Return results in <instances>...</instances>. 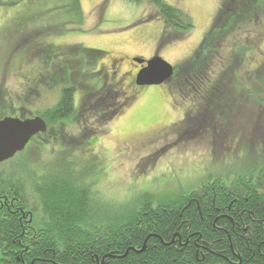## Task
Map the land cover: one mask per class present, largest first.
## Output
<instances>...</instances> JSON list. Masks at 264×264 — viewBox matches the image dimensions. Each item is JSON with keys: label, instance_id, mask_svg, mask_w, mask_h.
<instances>
[{"label": "rangeland", "instance_id": "rangeland-1", "mask_svg": "<svg viewBox=\"0 0 264 264\" xmlns=\"http://www.w3.org/2000/svg\"><path fill=\"white\" fill-rule=\"evenodd\" d=\"M166 1L188 11L195 26L160 47L165 21L147 0H80L82 12L75 0H0V102L35 110L58 102L52 85L82 88L79 115L0 164V184L23 192L35 228L44 212L29 175L68 152L78 175L95 177L97 210L110 213L263 167L264 11L247 12L252 19L220 43L228 24L214 22L225 0ZM241 46L250 48L243 58ZM156 54L176 68L175 78L137 85L134 58ZM114 84L122 98H134L106 119L85 90Z\"/></svg>", "mask_w": 264, "mask_h": 264}, {"label": "trees", "instance_id": "trees-1", "mask_svg": "<svg viewBox=\"0 0 264 264\" xmlns=\"http://www.w3.org/2000/svg\"><path fill=\"white\" fill-rule=\"evenodd\" d=\"M147 1L165 21L160 47L194 29L188 11L166 0ZM75 2L82 12L80 0ZM250 11L252 18L258 17L264 0H225L214 22V27L221 21L228 24L220 43L252 19L246 15ZM249 49L236 51L243 58ZM116 87L85 90L99 116L116 115L133 100L122 98V89ZM59 91L56 104L35 109L55 133L75 113L73 86ZM109 95L122 100L109 102ZM72 157L68 152L29 175L44 212L40 227L22 233L12 214L0 212V264H264V165L232 179L210 177L183 194L149 197L129 212L110 213L97 210V181L78 175Z\"/></svg>", "mask_w": 264, "mask_h": 264}, {"label": "water", "instance_id": "water-1", "mask_svg": "<svg viewBox=\"0 0 264 264\" xmlns=\"http://www.w3.org/2000/svg\"><path fill=\"white\" fill-rule=\"evenodd\" d=\"M134 61L146 63L136 76V83L140 86L166 83L175 73V67L159 54L150 59L135 57ZM46 130L47 122L40 116L27 119L9 116L0 119V164L24 150L35 135Z\"/></svg>", "mask_w": 264, "mask_h": 264}, {"label": "flooded vegetation", "instance_id": "flooded-vegetation-1", "mask_svg": "<svg viewBox=\"0 0 264 264\" xmlns=\"http://www.w3.org/2000/svg\"><path fill=\"white\" fill-rule=\"evenodd\" d=\"M134 62L136 63L137 71H139L143 66L146 65V63L139 64L136 61ZM255 68H258V67L256 66ZM261 68H264V67H261ZM113 73L115 75H118L117 71ZM176 73H177V70L175 68V73L173 77L166 83H170L172 79L175 78ZM69 83H65V82L61 83L59 86V89H62V87H67V86H73V88L75 89V92H74L75 113L72 116L76 117V115H79L78 113L80 111V106L77 105L76 99H77L78 93L81 91V85L79 84V82L70 83V84ZM16 107L17 106L12 105L11 103L6 104V102L2 100V102H0V108L2 109V111H0V119L9 117V116L18 117L20 119H27V118H33V117L39 116L35 114V110L28 109V107H24L23 105H20L17 108ZM28 114H31V115H28ZM49 131H50L49 127H47V130L44 133H38L33 138L37 137V143L43 142V140L46 139L44 135ZM41 138H43L42 141L40 140ZM0 212H2L3 214H12L16 218V220L19 222V229L20 231H22V233L28 232L30 228L33 227V218H32V211L30 208V203L28 199L22 195V192L18 188H15L14 186L6 188L0 184ZM0 240H1V237H0ZM16 243H18L19 246H25L22 240H18V241L14 240L13 244H16ZM27 246L28 245H26V247Z\"/></svg>", "mask_w": 264, "mask_h": 264}]
</instances>
